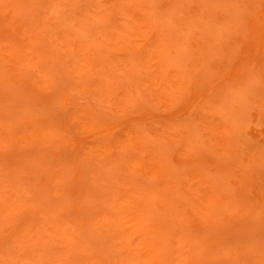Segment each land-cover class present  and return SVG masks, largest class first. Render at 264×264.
<instances>
[{
  "label": "rangeland",
  "instance_id": "rangeland-1",
  "mask_svg": "<svg viewBox=\"0 0 264 264\" xmlns=\"http://www.w3.org/2000/svg\"><path fill=\"white\" fill-rule=\"evenodd\" d=\"M0 264H264V0H0Z\"/></svg>",
  "mask_w": 264,
  "mask_h": 264
}]
</instances>
